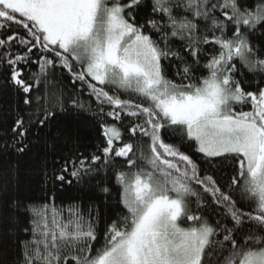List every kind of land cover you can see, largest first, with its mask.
<instances>
[{"label": "snow or ice", "instance_id": "1", "mask_svg": "<svg viewBox=\"0 0 264 264\" xmlns=\"http://www.w3.org/2000/svg\"><path fill=\"white\" fill-rule=\"evenodd\" d=\"M0 32L5 82L23 105L59 67L96 101L93 111L77 95L73 109L98 117L84 156L64 154L56 110L17 112L0 150L42 153L46 191L40 205L12 202L30 216L7 226L19 264H264V42H253L264 0H0ZM181 145L228 161L227 182ZM110 170L121 208L97 244L99 209L56 200ZM99 191L111 199L108 184Z\"/></svg>", "mask_w": 264, "mask_h": 264}, {"label": "trees", "instance_id": "2", "mask_svg": "<svg viewBox=\"0 0 264 264\" xmlns=\"http://www.w3.org/2000/svg\"><path fill=\"white\" fill-rule=\"evenodd\" d=\"M140 15L143 16V13ZM4 35L3 32H0V38H4ZM253 42L259 45L264 42V38L261 37L260 33H257L253 38ZM13 50L15 51V48ZM2 51L3 49H0V52ZM28 70L35 72L37 66L32 64L28 67ZM196 74L200 75L201 73ZM167 75L171 79L178 80V77L175 76L174 67L167 69ZM247 75L251 77L252 74L248 73ZM5 77L6 66L0 64V144L10 141V128L17 112L20 109H29V106L23 105L20 94L5 82ZM256 79H259V77ZM245 87H255V81L248 79ZM77 95L86 107L90 106L93 111L96 109V101L94 97L88 95L86 87L82 89L79 83L73 84L69 74L57 67L49 72L40 89L33 92V102L29 110L37 113H40L43 109L56 110V127H59L68 137V142L62 145L64 154L78 152L88 156L95 152L96 145L99 143L98 117L94 116L92 111L73 109L71 100ZM61 104L64 111H60ZM118 126L120 125L118 124ZM121 130L125 134V139H127V129L121 128ZM170 142L179 143V138L173 137ZM181 148L193 155V159L197 160L202 171L207 170L221 184L227 182L231 174V166L228 161L209 164L199 159L200 154L194 153L193 150L184 145H181ZM41 155L29 154L22 157L10 149L7 151L0 150V264H19V249L14 240L8 238L7 226L13 224L16 228H24L29 225L30 220L29 214L23 208H15L12 202L17 197L25 204L40 205L46 202V191H42L44 185L42 184L40 172L42 166ZM47 162L49 166L53 163L51 155H49ZM115 168H124L120 158H117ZM102 183H106L113 188L111 199H106L104 194L99 191V184ZM117 187L111 170L107 174L101 172L90 184L72 188L63 196L58 197L56 205L67 209L70 204H79L84 212H87L92 206L98 208L100 216L96 227V243L99 244L106 226L117 218L118 209L121 208L116 203ZM203 214L210 221L218 218L212 206H209ZM20 234L23 235V233Z\"/></svg>", "mask_w": 264, "mask_h": 264}]
</instances>
